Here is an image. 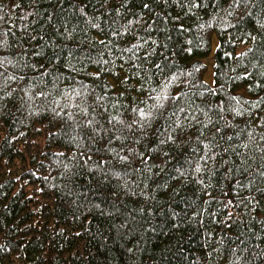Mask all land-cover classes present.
<instances>
[{"label":"trees","instance_id":"trees-1","mask_svg":"<svg viewBox=\"0 0 264 264\" xmlns=\"http://www.w3.org/2000/svg\"><path fill=\"white\" fill-rule=\"evenodd\" d=\"M0 264H264V0H0Z\"/></svg>","mask_w":264,"mask_h":264},{"label":"rangeland","instance_id":"rangeland-1","mask_svg":"<svg viewBox=\"0 0 264 264\" xmlns=\"http://www.w3.org/2000/svg\"><path fill=\"white\" fill-rule=\"evenodd\" d=\"M217 44H218L217 37L216 35H214L211 39L210 53L208 54L207 57L201 59V62L206 67L202 78H203V81L207 83L208 85H213L214 83L213 55L217 47Z\"/></svg>","mask_w":264,"mask_h":264},{"label":"snow or ice","instance_id":"snow-or-ice-1","mask_svg":"<svg viewBox=\"0 0 264 264\" xmlns=\"http://www.w3.org/2000/svg\"><path fill=\"white\" fill-rule=\"evenodd\" d=\"M145 7H147V5H145Z\"/></svg>","mask_w":264,"mask_h":264}]
</instances>
